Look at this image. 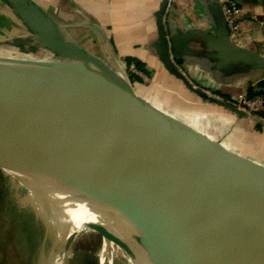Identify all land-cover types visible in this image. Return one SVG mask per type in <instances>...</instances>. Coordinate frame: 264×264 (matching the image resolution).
Wrapping results in <instances>:
<instances>
[{"label":"water","instance_id":"1","mask_svg":"<svg viewBox=\"0 0 264 264\" xmlns=\"http://www.w3.org/2000/svg\"><path fill=\"white\" fill-rule=\"evenodd\" d=\"M21 11L38 43L52 55L42 58L0 54V71L35 78L49 94L70 96L69 80L89 79L102 100L115 104L128 126L114 131L58 116L50 123L20 107L22 92L0 90V167L11 169L56 192L111 207L103 227L133 242L137 264H256L220 225L224 216L264 211V164L229 152L156 113L140 100L119 71L60 36L52 18L34 0H8ZM156 15L161 36L163 11ZM233 49L231 38L223 42ZM173 70L184 76L170 57ZM206 99L239 115L188 83ZM30 192V190H26ZM86 229L66 238L69 250Z\"/></svg>","mask_w":264,"mask_h":264},{"label":"crops","instance_id":"2","mask_svg":"<svg viewBox=\"0 0 264 264\" xmlns=\"http://www.w3.org/2000/svg\"><path fill=\"white\" fill-rule=\"evenodd\" d=\"M60 36L115 67L147 108L225 150L264 164V108L237 114L189 88L236 98L264 90V0H236L240 35L231 37L221 0H175L161 36L164 0H34ZM231 38L233 49L223 42ZM0 54L51 56L17 6L0 0ZM170 57L184 76L172 68ZM135 64L144 77L129 70Z\"/></svg>","mask_w":264,"mask_h":264},{"label":"bare ground","instance_id":"3","mask_svg":"<svg viewBox=\"0 0 264 264\" xmlns=\"http://www.w3.org/2000/svg\"><path fill=\"white\" fill-rule=\"evenodd\" d=\"M66 86L74 88L75 92L70 96L56 97L46 92L35 78L0 71L1 92H22L24 100L20 102V107L50 123L55 124L60 115L77 113L103 129L119 131L127 128L128 122L120 108L102 100L100 92L89 79L69 80ZM4 170L15 178L18 186L30 190L41 199V209L45 212L43 245L34 264H79V250L88 251L99 258V262L105 260L109 264H134L130 257L124 259L116 252L111 231L103 227L114 218L115 209L60 194L11 169ZM219 223L240 250L256 264H264V211H241L232 217H222ZM83 228L93 232L103 231L97 241H77L66 255H61L66 238L71 232ZM107 241L113 243L112 248L107 247ZM143 261L142 264H150L147 259Z\"/></svg>","mask_w":264,"mask_h":264},{"label":"rangeland","instance_id":"4","mask_svg":"<svg viewBox=\"0 0 264 264\" xmlns=\"http://www.w3.org/2000/svg\"><path fill=\"white\" fill-rule=\"evenodd\" d=\"M72 120L91 124L81 116ZM16 183L15 178L0 167V264H34L43 245L42 225L45 221V212L41 209L40 197L24 190ZM102 231L93 232L86 229L75 242H95L100 238ZM111 233L116 252L124 259L130 257L134 264H137L132 251L138 254L140 250L132 241L114 229H111ZM107 247L112 248L113 243L107 241ZM66 253L62 246L60 254L66 255ZM99 261V258L86 250L78 252L79 264H109L105 260ZM173 261L174 264H179L174 258Z\"/></svg>","mask_w":264,"mask_h":264},{"label":"built area","instance_id":"5","mask_svg":"<svg viewBox=\"0 0 264 264\" xmlns=\"http://www.w3.org/2000/svg\"><path fill=\"white\" fill-rule=\"evenodd\" d=\"M174 1L175 0H167L165 4V8L163 11V22H164L165 27H166V24H165L166 17ZM221 7H222L223 16L226 21L231 37L233 38L234 36L240 35V15L242 12L241 6L237 3L236 0H221ZM128 68L131 72L137 73L140 76L144 77V73L139 71L137 67L135 66V64H131ZM194 85L198 88H201L200 86L196 84ZM205 91L209 95L217 98L221 102L226 103L232 108L237 109L238 111L257 114L260 110L264 108V90L257 91L253 94H249L246 92L236 98L226 97L222 94L213 92L208 89Z\"/></svg>","mask_w":264,"mask_h":264},{"label":"trees","instance_id":"6","mask_svg":"<svg viewBox=\"0 0 264 264\" xmlns=\"http://www.w3.org/2000/svg\"><path fill=\"white\" fill-rule=\"evenodd\" d=\"M261 90H262V89H261ZM261 90L258 89L257 91H261ZM257 91H255V92H257ZM255 92H254V93H255ZM259 112H261V110H260Z\"/></svg>","mask_w":264,"mask_h":264}]
</instances>
